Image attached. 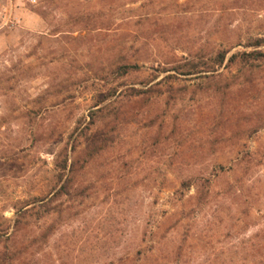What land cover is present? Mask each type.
Returning a JSON list of instances; mask_svg holds the SVG:
<instances>
[{"label":"rangeland","instance_id":"374dc122","mask_svg":"<svg viewBox=\"0 0 264 264\" xmlns=\"http://www.w3.org/2000/svg\"><path fill=\"white\" fill-rule=\"evenodd\" d=\"M256 36L264 0H0L2 264H264V59L166 70Z\"/></svg>","mask_w":264,"mask_h":264},{"label":"trees","instance_id":"16d2710c","mask_svg":"<svg viewBox=\"0 0 264 264\" xmlns=\"http://www.w3.org/2000/svg\"><path fill=\"white\" fill-rule=\"evenodd\" d=\"M246 46L250 48L249 50H242L238 52H234L228 56L229 50H220L217 51L214 55H212L209 60H202L203 58L193 59V58H186L183 63H177L176 65L170 66V68H166L167 71H176L183 75H192L198 73H216L218 68L222 66H226L228 64H247L251 61L261 60L264 59V36H256L251 37ZM139 65L136 62H117L114 66L112 73L117 75V77L126 76L129 73L137 71ZM152 91V88L142 89L136 87H129L127 96H138L141 94H145L147 92ZM93 122V118H92ZM74 165L73 160L68 162V158H65L63 163L59 166L62 172L58 174V180L61 181L63 178V172L67 168H72ZM199 198H203L204 194L199 193ZM43 198H41L42 200ZM34 200H40V198H35ZM20 220L19 216L14 219V225H19ZM4 259V257H1ZM0 264H2L0 259Z\"/></svg>","mask_w":264,"mask_h":264},{"label":"built area","instance_id":"2783aa9c","mask_svg":"<svg viewBox=\"0 0 264 264\" xmlns=\"http://www.w3.org/2000/svg\"><path fill=\"white\" fill-rule=\"evenodd\" d=\"M31 3H35L36 2V0H29ZM11 16V14L9 13L8 14V18Z\"/></svg>","mask_w":264,"mask_h":264}]
</instances>
